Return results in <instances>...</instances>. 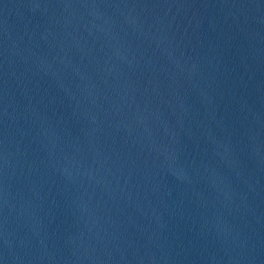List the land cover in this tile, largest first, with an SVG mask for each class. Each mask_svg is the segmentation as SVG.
Instances as JSON below:
<instances>
[{"label": "water", "instance_id": "obj_1", "mask_svg": "<svg viewBox=\"0 0 264 264\" xmlns=\"http://www.w3.org/2000/svg\"><path fill=\"white\" fill-rule=\"evenodd\" d=\"M0 264H264V22L0 35Z\"/></svg>", "mask_w": 264, "mask_h": 264}]
</instances>
